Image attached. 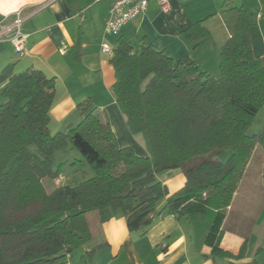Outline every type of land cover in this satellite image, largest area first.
Segmentation results:
<instances>
[{
  "label": "trees",
  "instance_id": "1",
  "mask_svg": "<svg viewBox=\"0 0 264 264\" xmlns=\"http://www.w3.org/2000/svg\"><path fill=\"white\" fill-rule=\"evenodd\" d=\"M236 10L233 34L220 48L218 76L196 62H176L144 40L120 38L113 48V95L132 134L143 137L147 156L121 147L90 99L76 106V125L52 133L56 79L34 68L13 73L8 66L0 73L6 83L0 105V264L66 263L96 237L91 210L102 224L163 199V212L190 221L198 249L209 247L213 257L243 256L245 245L237 255L222 248L223 223L256 145L264 143V127L247 134L264 105V65L252 50L253 14ZM181 35L199 44L209 33L198 21ZM68 146L94 176L48 192L43 179L60 176L63 163L54 168V155ZM175 169L184 183L174 192L161 181L132 185Z\"/></svg>",
  "mask_w": 264,
  "mask_h": 264
},
{
  "label": "crops",
  "instance_id": "2",
  "mask_svg": "<svg viewBox=\"0 0 264 264\" xmlns=\"http://www.w3.org/2000/svg\"><path fill=\"white\" fill-rule=\"evenodd\" d=\"M167 1L169 10L165 11L160 0H150L144 14L122 26L117 34H106L109 0H0V73L8 66L13 73L34 68L56 79L49 125L52 133L76 125L81 120L76 106L90 99L97 116L110 124L118 144L147 156L143 137L132 134L115 101V70L111 56L102 52L103 43L114 48L120 38L133 44L144 40L176 62H196L216 76L220 48L233 34L236 9L243 7L254 16L252 50L264 65V0ZM19 10L21 31L26 35L23 55L15 52L11 34L3 33V27L13 24ZM198 21L209 35L195 44L181 32ZM5 85L0 83V105ZM263 127L264 105L247 134L257 135ZM263 164L264 143L256 145L223 223L222 248L237 255L245 245L242 257H213L209 247L198 249L190 221L163 212V199L153 208L128 215L117 213L98 224L96 237L63 264H264ZM158 181L174 192L182 187L184 175L180 169L168 170L139 178L132 185L139 188ZM93 250L91 259L86 260L84 255Z\"/></svg>",
  "mask_w": 264,
  "mask_h": 264
},
{
  "label": "built area",
  "instance_id": "3",
  "mask_svg": "<svg viewBox=\"0 0 264 264\" xmlns=\"http://www.w3.org/2000/svg\"><path fill=\"white\" fill-rule=\"evenodd\" d=\"M111 7L109 17L105 23L104 31L106 34H117L122 26L135 19L139 15L144 14L149 6L150 0H109ZM163 10H169L167 0H160ZM23 22L22 11L16 12V18L12 25L4 26L3 33L11 34V42L17 54L23 55L26 53V35L21 31ZM102 52L112 55L113 48L107 43L102 44Z\"/></svg>",
  "mask_w": 264,
  "mask_h": 264
},
{
  "label": "rangeland",
  "instance_id": "4",
  "mask_svg": "<svg viewBox=\"0 0 264 264\" xmlns=\"http://www.w3.org/2000/svg\"><path fill=\"white\" fill-rule=\"evenodd\" d=\"M220 69L218 65V75ZM212 75V74H211ZM216 75V76H218ZM142 137V136H141ZM143 139V138H142ZM144 141V140H143ZM145 146V142H144ZM146 147V146H145ZM36 147L32 146L31 150ZM229 157V151H226L221 158L224 160ZM202 157L197 158L200 162ZM60 163H63L60 176L58 178L46 177L43 179V184L48 192L53 191L59 185H74L80 181L89 179L94 176V170L87 164L81 154L68 146L65 150H59L54 155V168H57ZM91 227H96L98 224V215L96 210H91L87 214Z\"/></svg>",
  "mask_w": 264,
  "mask_h": 264
}]
</instances>
